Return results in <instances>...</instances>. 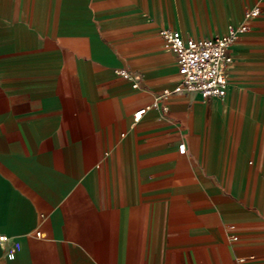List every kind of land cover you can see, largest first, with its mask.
<instances>
[{"label":"crops","instance_id":"0c3cea01","mask_svg":"<svg viewBox=\"0 0 264 264\" xmlns=\"http://www.w3.org/2000/svg\"><path fill=\"white\" fill-rule=\"evenodd\" d=\"M255 6L224 96L160 95L161 28ZM0 233V264H264V0H0Z\"/></svg>","mask_w":264,"mask_h":264},{"label":"built area","instance_id":"2783aa9c","mask_svg":"<svg viewBox=\"0 0 264 264\" xmlns=\"http://www.w3.org/2000/svg\"><path fill=\"white\" fill-rule=\"evenodd\" d=\"M260 13V9L247 7L243 11L242 21L237 24H229L224 34L214 37H186L176 29L161 28L159 35L164 39L168 48L175 56L179 81L172 88L161 91L162 97L172 92L186 90L197 92L202 97H222L225 95L228 85L227 66L232 62L231 46L238 36L249 29L251 21ZM116 74L128 77L130 72L127 68H117ZM166 109V106H162ZM146 108H141L133 114L137 120ZM185 151V144H178V152ZM236 237L233 236L232 239ZM9 240L8 236L0 233V243ZM245 257L238 256L234 264H244Z\"/></svg>","mask_w":264,"mask_h":264}]
</instances>
